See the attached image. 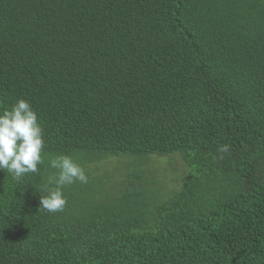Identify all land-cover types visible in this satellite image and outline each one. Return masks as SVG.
Returning <instances> with one entry per match:
<instances>
[{
	"label": "trees",
	"instance_id": "obj_1",
	"mask_svg": "<svg viewBox=\"0 0 264 264\" xmlns=\"http://www.w3.org/2000/svg\"><path fill=\"white\" fill-rule=\"evenodd\" d=\"M18 98L45 164L0 170V264H264V0H0ZM60 154L87 182L51 213Z\"/></svg>",
	"mask_w": 264,
	"mask_h": 264
},
{
	"label": "clouds",
	"instance_id": "obj_2",
	"mask_svg": "<svg viewBox=\"0 0 264 264\" xmlns=\"http://www.w3.org/2000/svg\"><path fill=\"white\" fill-rule=\"evenodd\" d=\"M44 145L43 127L29 101L18 98L0 111V170H6L13 181L39 172V166L45 164ZM219 150L226 152L228 147ZM47 166L55 171L48 175L44 189H38L42 193L40 209L63 211L67 204L63 189L77 181L87 182L85 170L66 154L50 156Z\"/></svg>",
	"mask_w": 264,
	"mask_h": 264
}]
</instances>
